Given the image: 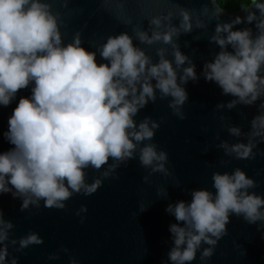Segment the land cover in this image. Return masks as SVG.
Wrapping results in <instances>:
<instances>
[{"label":"clouds","instance_id":"1","mask_svg":"<svg viewBox=\"0 0 264 264\" xmlns=\"http://www.w3.org/2000/svg\"><path fill=\"white\" fill-rule=\"evenodd\" d=\"M113 2L122 13L125 4L148 0H103L106 5ZM210 2L217 21L229 6L237 10L230 21L215 24L209 42L219 51L203 65L205 82L215 83L223 95L238 98L227 105L229 108L260 101L258 111L264 110V0H228L224 6L220 0ZM67 4L64 0L62 6ZM208 11L204 5L203 14ZM180 17L178 26L171 23L173 14L169 12L146 17L147 30L132 27L140 44L172 45V60L165 58V49L161 48L158 61L153 62L127 31L108 35L92 51L82 46L80 32L71 42H63L60 13L52 11L51 3L0 0V107L9 108L17 93L31 85L30 95L19 96L11 108L6 128L0 127V198L11 194L19 199L21 212L30 205L40 209L41 202L46 209L66 210L74 196H92L105 180L119 179L110 173L135 158L138 144L154 139L160 123L145 117L137 124L134 117L150 102H156L157 92L161 99L171 97L169 108L186 119L177 107L189 99L181 85L198 77L195 64L173 43L181 30L190 33L193 28L188 10L181 8ZM116 19L126 27L131 25L130 18L121 19L118 14ZM196 27H204L199 19ZM186 63L190 66L178 74L176 69ZM251 126L252 137L264 143V112L253 117ZM229 131L240 134L238 128ZM5 143L9 146L6 150ZM222 146L227 149L226 144ZM256 146L237 143L230 151L237 159L246 160L254 158ZM167 159V153H158L155 144L139 149L141 166L151 167L152 172L166 173L162 162ZM154 161L157 164L153 167ZM106 165L107 170L99 177L86 182L87 169L100 172ZM212 180L214 192L194 190L190 203L180 200L165 208L175 219L169 226L173 239L168 252L170 264H193L202 244L211 247L203 249L200 259L210 258L217 242L227 234L231 215L242 216L249 224L264 221V196L248 192L256 185L245 172L239 168L231 175L217 172ZM86 212L87 207L82 205L75 213L81 223V213ZM14 228L0 207V264H18L14 253L44 244L31 230L26 236L14 238ZM61 251L69 253L66 247ZM48 259L59 260V253L50 254ZM69 264L78 261L70 255Z\"/></svg>","mask_w":264,"mask_h":264},{"label":"water","instance_id":"2","mask_svg":"<svg viewBox=\"0 0 264 264\" xmlns=\"http://www.w3.org/2000/svg\"><path fill=\"white\" fill-rule=\"evenodd\" d=\"M52 4V11L60 13L61 34L65 44L71 42L76 32L81 33L82 46L95 51L106 41L108 35L127 31L133 35L134 43L157 62V51L165 49V58L173 59L172 45L155 43L151 46L140 44L132 32V27L148 29L147 18L166 15L171 12V23L178 26L180 10L184 8L192 15L193 28L190 33H181L173 37V43L179 46L196 66L198 80L189 79L186 88L189 99L177 106L180 114H174L169 108L171 97L161 99L157 92L155 103H149L134 119L137 124L145 117L160 123L153 140L138 144L134 159L121 164L110 175L119 179L105 180L94 195L74 196L67 202L66 210L46 209L34 206L20 211L19 199L11 194L0 198L5 219L15 228L14 238L26 236L29 231L38 233L44 240L43 245L30 246L22 253H14L18 264H69V256H74L78 264H170L168 252L173 246L169 226L175 223L174 217L165 211L168 204L180 200L191 202L194 190L214 192L212 176L214 173L233 174L239 168L255 182V187L248 192L264 196V143L252 137L251 121L264 110H259L260 101L252 106L237 103L235 107L227 105L234 99L223 95L215 83H206L202 68L211 62L219 51L210 38L215 34L217 22H228L234 18L235 11L226 12L217 21L212 16L213 5L210 0H148V3L125 4L122 13L115 7V2L104 4L103 0H43ZM204 5L208 6L207 15L203 14ZM121 19H131V25L125 26ZM204 25L196 27V21ZM240 27H244L241 25ZM164 29H161L163 31ZM97 60L100 62L99 53ZM175 67V65H173ZM177 68L181 74L183 67ZM179 82V81H178ZM29 89L17 93V99L9 108L0 107V127L6 128L7 117L19 96L30 95ZM264 99V98H262ZM223 105V107H218ZM230 128H238L240 134L233 135ZM253 143L254 158L237 159L230 149L237 143ZM147 144H155L156 151L167 153L164 163L165 172H152L151 167L144 168L139 162V149ZM226 144L227 149L222 145ZM9 146L5 143L3 148ZM110 163H115L110 161ZM157 162L154 161L153 167ZM108 166L97 172L87 169L86 182L99 177ZM147 181L143 182V177ZM159 193V195H158ZM166 193V194H165ZM87 207L84 222L75 213L81 206ZM227 234L223 235L213 248L210 258L200 259L204 248L197 251L193 264H264V221L249 224L243 217L230 216ZM61 247L69 249L65 254ZM11 250V249H10ZM59 253V260H49L50 254Z\"/></svg>","mask_w":264,"mask_h":264},{"label":"trees","instance_id":"3","mask_svg":"<svg viewBox=\"0 0 264 264\" xmlns=\"http://www.w3.org/2000/svg\"><path fill=\"white\" fill-rule=\"evenodd\" d=\"M220 2L222 4V6H224V5H226L228 3V0H220ZM235 10H237V9H234L231 6H229V9H228L227 12H232V11H235Z\"/></svg>","mask_w":264,"mask_h":264}]
</instances>
